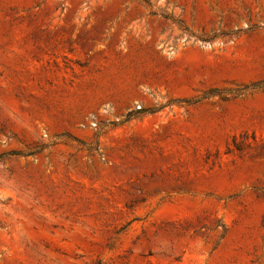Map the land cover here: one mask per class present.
I'll list each match as a JSON object with an SVG mask.
<instances>
[{
  "label": "rangeland",
  "instance_id": "rangeland-1",
  "mask_svg": "<svg viewBox=\"0 0 264 264\" xmlns=\"http://www.w3.org/2000/svg\"><path fill=\"white\" fill-rule=\"evenodd\" d=\"M0 264H264V0H0Z\"/></svg>",
  "mask_w": 264,
  "mask_h": 264
}]
</instances>
